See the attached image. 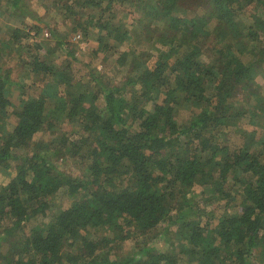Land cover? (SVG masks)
Listing matches in <instances>:
<instances>
[{
  "label": "trees",
  "instance_id": "obj_1",
  "mask_svg": "<svg viewBox=\"0 0 264 264\" xmlns=\"http://www.w3.org/2000/svg\"><path fill=\"white\" fill-rule=\"evenodd\" d=\"M22 1L12 0L11 5L26 7ZM62 2L52 1L57 8ZM119 2L132 3L142 13L131 29L115 23L112 9ZM74 4L78 11L67 8L73 30L90 38L96 27L100 51L109 50L111 40L116 54L133 37L144 48L150 44L158 58L151 67L133 61V77L117 86L98 82L92 95L87 89H64L28 98L18 107L8 93L19 84L0 72V123L10 108L19 119L11 132L0 131V167L7 172L0 181V219L9 221L8 237L17 238L10 241V251L30 256L23 261L4 257L0 238V264H179L180 259L187 264H252L255 254L264 264V147L261 142L254 150H232L221 142L240 131L231 128L246 117L263 128L258 80L264 73V19L258 10L264 9V0ZM56 44L69 52L60 39ZM128 57L136 55L122 52L120 67ZM30 67L34 75L58 73L37 57ZM62 75L59 84L72 81ZM99 96L102 114L95 105ZM184 106L192 111L182 124L177 115ZM58 123L82 127L83 136L72 142V155L88 166L83 180L59 171L41 147L31 148L39 134L55 133ZM25 149L26 155H16ZM13 161L20 162L15 176ZM197 185L207 189L208 204L235 205L234 214L213 215L202 224L208 210L191 205ZM62 188H68L72 205L25 235L33 217L47 216L46 198ZM34 201L30 211L27 205ZM164 224L180 229L178 247L170 243L161 252L143 247L139 256L125 255L133 234L154 237ZM100 230L113 236L96 237L93 232Z\"/></svg>",
  "mask_w": 264,
  "mask_h": 264
},
{
  "label": "rangeland",
  "instance_id": "obj_2",
  "mask_svg": "<svg viewBox=\"0 0 264 264\" xmlns=\"http://www.w3.org/2000/svg\"><path fill=\"white\" fill-rule=\"evenodd\" d=\"M53 0H24L26 7L18 6L13 7L11 5L12 0H0V72L9 76L15 85L9 88L8 95L11 97L16 107L19 106L22 101L31 98L39 97L41 95H48L63 91L66 89L69 91H84L89 90L91 95L97 93V83L102 82L111 86H117L121 82L126 81L130 76H134L132 73L133 61L136 65H143L151 67L158 57L152 55L149 49L140 45L141 39L130 38L125 44L116 47H120L119 51L113 52L111 46L113 41H109V50H99V42L97 40L99 30L93 28L92 36L87 38L81 31H74V19L67 13L68 7H74L73 11H78V7L74 4L77 0H63L59 8L54 7ZM74 5V6H73ZM91 10H87L89 13ZM259 15L264 19V9H259ZM112 13H116L117 25L122 22L126 24L125 27L131 29L138 20L142 18V13L136 5L132 3H117L116 7L112 9ZM97 22V20H96ZM92 29V28H91ZM16 35V36H15ZM80 36V38H79ZM18 37V38H17ZM86 37V39H85ZM60 39L66 43L64 48H68L69 52H64L56 44V41ZM11 44H8L9 42ZM114 48V47H113ZM133 52L136 57H128V62L124 67H120L118 58L121 53ZM71 53V54H70ZM143 53H146L143 56ZM70 54V55H68ZM39 58L42 61L47 62L53 71H58L57 75L45 76V73L34 75L30 67L31 62L35 58ZM130 73V74H129ZM62 74L67 75L72 79L69 84L61 85L60 80ZM261 88V96H264V73L260 75L258 80ZM95 105L99 112L102 114L104 109L103 96H99L96 99ZM13 108L8 110V114L5 115L3 123H0V131L5 128L6 131L11 132L15 127L19 119L13 111ZM192 109L189 106H184L178 110V121L182 124L187 123L190 120ZM263 128L257 124H253L248 117L241 119L238 125L231 129L240 130L237 133L229 134L228 138L223 142L232 150L239 147H250L252 150L264 147V120ZM260 126V127H259ZM83 136L81 125L78 123H58L55 133L47 132L39 134L31 145V148L41 147L45 153L53 156L54 164L59 171L66 173L72 180H83L87 177L88 166H84L83 159L73 157L72 142L80 139ZM67 138L66 141L64 139ZM69 139V140H68ZM27 154L25 150H17L16 155L24 156ZM22 156V157H23ZM20 162H11L12 172L11 175H16V167ZM7 172L3 167H0V181L4 178ZM207 189L202 186H195L193 192L197 196L191 205L196 202L198 207L201 205L203 209L208 210V219H202V224H206L210 217L213 215L216 218L225 214H234L235 205L232 207H225L224 204H220L215 201L211 204L207 203L206 197L209 195ZM49 204V210L47 209V216L41 214L31 219L30 223L26 225L25 235H30L32 228L39 224L49 223L54 220L55 216L60 211L70 207L74 201L69 195L68 188L60 189L56 194L50 195L47 198ZM28 209L32 211L36 207V203H29ZM200 215V213H198ZM195 217V216H194ZM192 217V218H194ZM212 218L210 219V221ZM217 221H213L212 225H215ZM8 220L0 219V238L2 239L1 253L4 257L16 256L18 260L29 259L28 254H16L10 251L11 242L14 239V235L8 237L7 226ZM178 226L168 227L165 224L159 230L155 236H139L133 234L125 243V255H140V249L143 247H151L157 249L159 252L168 251L171 244H177V232ZM22 232H19L21 234ZM96 237L108 235V232L100 230L93 232ZM14 234V233H13ZM22 235V234H21ZM92 235V236H94ZM113 236L112 233L109 234ZM8 237L7 240L4 238ZM171 243V244H170ZM178 247V244L176 245ZM77 249V248H76ZM13 250V247H12ZM66 253H70L66 249ZM21 252V251H20ZM69 258L68 256H66ZM252 264H263V261L257 257V254L251 259ZM179 264H187L184 259Z\"/></svg>",
  "mask_w": 264,
  "mask_h": 264
},
{
  "label": "built area",
  "instance_id": "obj_3",
  "mask_svg": "<svg viewBox=\"0 0 264 264\" xmlns=\"http://www.w3.org/2000/svg\"><path fill=\"white\" fill-rule=\"evenodd\" d=\"M79 38H80V36H79Z\"/></svg>",
  "mask_w": 264,
  "mask_h": 264
}]
</instances>
